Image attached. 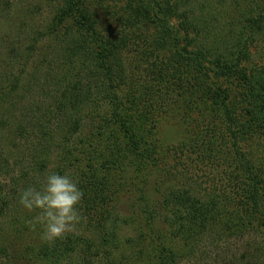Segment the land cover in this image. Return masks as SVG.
<instances>
[{
    "label": "trees",
    "instance_id": "1",
    "mask_svg": "<svg viewBox=\"0 0 264 264\" xmlns=\"http://www.w3.org/2000/svg\"><path fill=\"white\" fill-rule=\"evenodd\" d=\"M14 1L0 0V13L11 10ZM49 1L57 15L39 35L53 51L39 56V102L18 109L16 87L15 93L0 89V220L5 221L0 264H14L17 257L32 264H180L185 248L210 233L226 209L199 193L195 176L172 162L173 153L186 154L187 161L190 153L209 159L227 184L231 175H240V200L248 201L253 217L241 230L264 236L257 179L264 159L246 155L235 134L229 143L227 132L217 128L223 118L214 108L217 101L202 95L208 77L236 72L257 42L264 57V5L254 2L232 16L218 11L208 17L189 13L185 1L170 7L168 0H123L126 19H117L114 42L108 43L100 30L90 28V10L82 0ZM196 2L206 6L205 0ZM181 6L188 9L178 19ZM144 35L136 45L126 39ZM250 89V106L259 107L264 117V93ZM170 114L180 116L187 135L172 148L159 139ZM260 132L264 136V128ZM24 140L27 166L16 178L20 162L14 150ZM189 166L198 171L197 164ZM52 172L70 173L77 181L84 193L83 220L78 233L48 243L19 200L25 188H39ZM128 186L137 203H129L133 214L126 221L112 203L118 194L126 197ZM126 222L136 236L123 241L119 233ZM18 244L24 247L16 257L11 250ZM257 247L251 257L255 264L264 254V245Z\"/></svg>",
    "mask_w": 264,
    "mask_h": 264
},
{
    "label": "rangeland",
    "instance_id": "2",
    "mask_svg": "<svg viewBox=\"0 0 264 264\" xmlns=\"http://www.w3.org/2000/svg\"><path fill=\"white\" fill-rule=\"evenodd\" d=\"M184 1L188 5L189 13L193 12L200 16L205 14L208 17H210V14L219 13L218 11L222 13L229 12L232 16L235 10L245 7L247 4L252 6L254 2L264 5V0H205L206 6L200 7L196 0H168L170 7L182 5ZM82 2L86 7H89L88 11L90 10V14H88L90 28L100 30L103 39L108 43H113L115 22H118L117 19H126L124 1L102 0V3H100L98 0H82ZM223 4L224 6H222ZM188 8L178 7L179 13ZM181 13L177 14V18L181 16ZM56 15V6L49 0H15L11 10L0 13V89L8 88L15 93L13 86L16 87V90L20 92L17 101L14 102L18 109L21 107L27 108L28 104L32 105L39 102V56L44 53L50 56L53 52L49 47L50 41L46 38L39 40V35L46 34L45 29L49 27L51 20ZM60 30L64 32V27ZM129 37L131 39L128 42L133 45L146 38L144 35L142 37L136 36L137 39L126 36V39L128 40ZM262 52L263 45L257 42L250 48L248 61L236 72L227 75V77L215 79L213 75L212 78L215 80L214 89L210 87V83L213 81L211 77L206 80L203 79L205 80L206 91L202 94L203 97L209 98L211 101H217L214 108L217 111L221 109L220 113L223 117L221 121H218L217 128L227 132L229 143L231 136L235 134L239 138L240 149L246 155L250 153L257 160L264 159L262 157L264 153V136L260 132L264 128V117L261 115L259 107L250 106V95L253 92L250 86H253L255 92L264 93V57ZM208 88L212 90V93L208 92ZM224 105L227 106L226 112L223 110ZM179 117L170 114L165 117L166 119L160 125L162 130L159 139L161 143L171 148L176 147L187 138V135L184 134V125L181 124ZM5 134L8 140L9 135ZM221 135L223 139H226L224 133ZM7 140L5 141V149H8L9 152L11 145L8 144ZM27 145V141L24 140L20 149L14 150V152H18L19 157L16 156V160L20 162L15 169L14 176L16 178L21 177L19 172L27 166V155L23 154L24 151L28 150ZM187 155L189 156L188 161L185 158L186 154L173 153L172 162L180 168L183 167L182 169H185V171L189 169L191 175H194L198 182L199 193L204 197L214 199L215 204H221L220 207H225L226 212L224 215L221 214L222 217L217 220L210 233L197 239L192 247L185 248L188 254L180 260V264H255L251 257L255 254V248H259L258 245L260 247L264 245V236L260 232L255 234L248 230H241L242 226L248 225L253 219L248 201L246 199L245 201L240 200L244 188L242 178L240 179V175L233 174L231 175L232 181L227 184L225 181L227 176H223L222 169L213 167L212 164H215L212 161L208 159L206 162L205 158H201L196 154L190 153ZM190 163L192 165L197 164L198 171H194L189 166ZM226 165L228 167L229 163ZM227 167L225 168L228 170ZM240 169L243 170L238 162L237 172L240 173ZM257 175L259 197L261 203L264 204L263 164H258ZM111 188L112 186L109 190ZM124 190L126 191L124 195L126 197L121 198L118 194L116 196L117 200L112 203V207L116 208L115 214L127 221L128 217L133 214L129 203H137V199L129 186ZM28 214L33 220L38 213L34 211ZM135 215L137 216L136 213ZM4 224L5 221L1 219L0 228ZM227 227L231 228L228 235L224 232ZM74 232L78 233L77 226ZM135 233L136 228H133L131 223L128 226L126 222L119 234L120 238L125 241V239L134 238ZM23 247L22 244H18L16 248L13 247L11 252L14 251L13 255L17 257L18 252L20 255L22 254ZM258 258L256 264H264V254H259ZM12 262L14 264H32L28 258H19L18 260L17 257V260Z\"/></svg>",
    "mask_w": 264,
    "mask_h": 264
},
{
    "label": "clouds",
    "instance_id": "3",
    "mask_svg": "<svg viewBox=\"0 0 264 264\" xmlns=\"http://www.w3.org/2000/svg\"><path fill=\"white\" fill-rule=\"evenodd\" d=\"M83 196L70 173L52 172L39 188H25L19 202L29 212L38 213L32 223L41 226V239L52 243L74 231L82 222L79 205Z\"/></svg>",
    "mask_w": 264,
    "mask_h": 264
}]
</instances>
